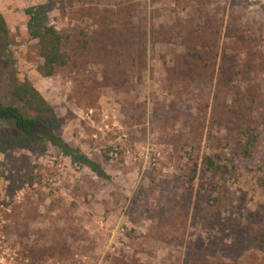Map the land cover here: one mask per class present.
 <instances>
[{
  "label": "rangeland",
  "instance_id": "rangeland-1",
  "mask_svg": "<svg viewBox=\"0 0 264 264\" xmlns=\"http://www.w3.org/2000/svg\"><path fill=\"white\" fill-rule=\"evenodd\" d=\"M40 5L70 50L52 77L26 30L24 10ZM0 16V100L29 80L57 135L108 176L51 146L0 154V264H264V71L225 35L264 60V0H0ZM111 22L137 32V61L130 43L94 56ZM204 24L217 31L214 73L169 72L178 32Z\"/></svg>",
  "mask_w": 264,
  "mask_h": 264
},
{
  "label": "trees",
  "instance_id": "trees-1",
  "mask_svg": "<svg viewBox=\"0 0 264 264\" xmlns=\"http://www.w3.org/2000/svg\"><path fill=\"white\" fill-rule=\"evenodd\" d=\"M24 14L28 17L26 30L30 38L37 42L38 54L42 60L41 74L45 77H52L58 70L68 65L70 50L66 47V38L61 31L50 24L46 5L26 8ZM209 27V24H204L190 30L187 34H183V31L178 32L184 53L176 54L175 63L169 72L184 75L189 67H193L195 71L201 67L210 75L214 73L217 61L215 48L218 38L216 37L217 31L212 32ZM0 29L3 38H6L7 30L2 16H0ZM99 31L98 38L102 40L92 39L95 41L93 51L95 57L101 60L111 59L116 46L122 48L130 43L127 48L128 57L132 62L137 61L140 48L137 44L139 40L137 32L134 29L128 32L115 30L111 22L100 26ZM225 35L240 44L238 49L245 52L247 67L253 71H264V60H258L261 57L249 48L241 32L230 31ZM152 39L155 42L165 40L161 38V35L156 34L152 35ZM89 40L90 38L82 42L77 41L73 53L79 50H90L92 43ZM4 45H7L6 41ZM61 126L62 123L54 114L52 106L31 82L27 79L17 81L10 91L9 101L4 103L0 100V154L14 150L42 154L47 151L48 146H51L62 156L69 158L72 164L88 168L98 178L108 179L98 162L89 159L78 148L71 146L57 135Z\"/></svg>",
  "mask_w": 264,
  "mask_h": 264
}]
</instances>
